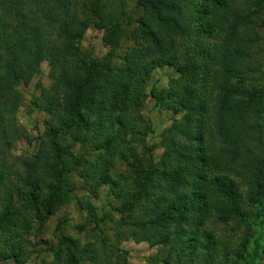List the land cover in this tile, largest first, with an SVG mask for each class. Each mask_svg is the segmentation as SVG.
Wrapping results in <instances>:
<instances>
[{
    "label": "trees",
    "instance_id": "16d2710c",
    "mask_svg": "<svg viewBox=\"0 0 264 264\" xmlns=\"http://www.w3.org/2000/svg\"><path fill=\"white\" fill-rule=\"evenodd\" d=\"M91 26L109 28L113 48L133 40L120 64L69 43ZM263 34L264 0H0V264H27L34 223L74 198L96 217L76 179L93 196L108 185L130 224L117 236L155 250L146 264H264ZM44 61L51 82L32 104L45 128L34 152L11 156L31 141L17 86ZM163 66L187 83L150 88L172 117L162 152L144 162L133 142L145 86ZM212 218L242 234L218 235ZM63 226L46 246L53 258L37 264H124Z\"/></svg>",
    "mask_w": 264,
    "mask_h": 264
},
{
    "label": "rangeland",
    "instance_id": "374dc122",
    "mask_svg": "<svg viewBox=\"0 0 264 264\" xmlns=\"http://www.w3.org/2000/svg\"><path fill=\"white\" fill-rule=\"evenodd\" d=\"M131 9L135 10L134 3ZM69 43L80 48L86 56L96 58L102 64L109 62L120 64L119 56L126 48L133 45V40L129 37L122 38L120 47L113 48L109 28L91 26L79 32L77 38L70 40ZM172 80L180 84L187 83L186 78L174 67H158L152 72L145 86L146 98L141 108L142 118L137 129V138L133 142L144 162L150 157L157 159L162 152L161 135L170 125L172 117L171 112L155 106L150 88L167 86ZM50 82L49 66L44 61L28 85L17 86L23 95L22 105L17 112V121L27 130L31 141L24 138L19 139L10 150L11 156L27 155L35 151L39 136L45 128V114L34 108L32 101L39 95L40 86H49ZM128 169L129 166L126 163H118L115 171L126 172ZM76 182V194L87 198L94 205L96 217H90L74 198L51 215L42 226L34 223L28 236L27 248L30 255L26 263L37 264L42 259L50 261L53 258L46 246L56 245L58 234L56 228L61 222L65 233L78 238L81 243H93L99 252L107 250L112 258L119 257L124 264H146V257L155 250L145 242H135L132 239L117 236L118 227L127 230L130 224L120 225L121 215L115 210L119 202L114 195L108 192V185L101 186L97 196H93L88 186L79 179H76ZM128 221L126 219V222ZM206 227L213 229L218 235L222 233L231 239H236L242 234V226L238 227L233 222H219L215 218L209 220ZM1 264H12V261H3Z\"/></svg>",
    "mask_w": 264,
    "mask_h": 264
}]
</instances>
